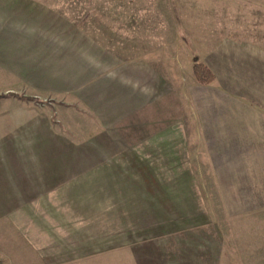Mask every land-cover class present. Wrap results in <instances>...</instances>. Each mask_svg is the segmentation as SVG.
Here are the masks:
<instances>
[{"label":"rangeland","instance_id":"obj_1","mask_svg":"<svg viewBox=\"0 0 264 264\" xmlns=\"http://www.w3.org/2000/svg\"><path fill=\"white\" fill-rule=\"evenodd\" d=\"M256 52L264 0H0V264H146L155 235L224 233L216 224L228 216L192 137L184 150L199 227L170 226L147 198L150 178L139 191L122 176L110 196L102 173L119 167L129 147L116 144L134 126L137 166L176 168L191 65Z\"/></svg>","mask_w":264,"mask_h":264},{"label":"crops","instance_id":"obj_2","mask_svg":"<svg viewBox=\"0 0 264 264\" xmlns=\"http://www.w3.org/2000/svg\"><path fill=\"white\" fill-rule=\"evenodd\" d=\"M251 58L248 61L247 57L238 53L223 58L210 55L206 62L214 74V80L208 84L190 80L185 86L184 95L189 103L191 122H187V112H184L182 140L176 144L182 151L178 155L176 168L175 165L172 168L168 166L166 171L151 170L150 174L147 168L137 166L140 164L138 155L142 140L138 139L136 132L142 133L143 127L140 126L131 128L130 134L126 138L121 136L120 143L116 144L128 145L129 149L123 152L124 155L129 153L132 159L124 157L122 160L124 155L121 150L117 169L104 165L106 170L102 174L111 191L110 196L123 187L122 176L139 183L142 187L139 191L144 190L142 179L148 177L152 189L147 198L152 208H160L164 214L170 215L173 223L171 225L167 219L170 226L185 229L201 224L196 216H190L195 205L200 204L192 189L195 187L190 186L187 180L184 148L190 146L191 137L194 139L193 145L201 148L206 158L207 167L204 166L208 170V179L219 199L221 211L228 216L224 221L219 220L216 226L225 227L226 230L209 235L179 236L184 238V242L177 241L178 236L164 233L157 237L156 242L155 235L150 248L147 247L151 254L144 258L149 259L146 264H264V52H256ZM175 128L167 130V134L173 135ZM150 133L151 137L145 140L154 146L158 133ZM171 163L174 164V161ZM169 169L172 174H169ZM154 184L161 189L156 191ZM53 189H41L39 194H48ZM162 189V195L167 196L164 203L158 198ZM130 195L142 209L143 199L135 193V189H131ZM168 203H172L171 207ZM176 204L179 208L174 207ZM192 243L197 246H192ZM191 247L195 249L191 250ZM91 257L89 255L87 259Z\"/></svg>","mask_w":264,"mask_h":264},{"label":"trees","instance_id":"obj_3","mask_svg":"<svg viewBox=\"0 0 264 264\" xmlns=\"http://www.w3.org/2000/svg\"><path fill=\"white\" fill-rule=\"evenodd\" d=\"M191 74L194 81L198 84H208L214 80L213 72L202 63L191 65Z\"/></svg>","mask_w":264,"mask_h":264}]
</instances>
